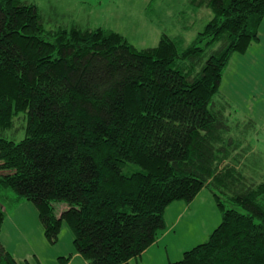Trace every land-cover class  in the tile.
Listing matches in <instances>:
<instances>
[{
	"label": "trees",
	"instance_id": "obj_1",
	"mask_svg": "<svg viewBox=\"0 0 264 264\" xmlns=\"http://www.w3.org/2000/svg\"><path fill=\"white\" fill-rule=\"evenodd\" d=\"M188 2L212 16L187 47L162 34L137 49L109 29L44 30L34 5L0 0V230L31 204L48 244L66 224L88 264H128L171 203L209 189L220 224L167 264H264V177L243 173L212 102L259 41L264 0ZM0 264H21L1 242Z\"/></svg>",
	"mask_w": 264,
	"mask_h": 264
},
{
	"label": "rangeland",
	"instance_id": "obj_2",
	"mask_svg": "<svg viewBox=\"0 0 264 264\" xmlns=\"http://www.w3.org/2000/svg\"><path fill=\"white\" fill-rule=\"evenodd\" d=\"M21 1L37 8L44 30L109 29L137 49L155 46L162 34L175 38L185 48L212 16L206 9L194 13L188 0ZM259 30V41L252 43L243 55L231 56L219 92L212 100L217 110H222L231 127L230 134L238 141L235 154L240 153L243 173L256 183L264 177V19ZM24 205L13 209L4 219L0 235L2 232L6 249L21 264H60V258L71 259L73 236L67 225L63 224L57 242L50 245L43 237L39 221L30 217ZM168 209L172 214L165 216L157 243L144 256L133 258L128 264L179 261L183 252L204 243L221 222V213L209 189L202 190L190 203L175 201ZM9 230H12L10 235Z\"/></svg>",
	"mask_w": 264,
	"mask_h": 264
},
{
	"label": "crops",
	"instance_id": "obj_3",
	"mask_svg": "<svg viewBox=\"0 0 264 264\" xmlns=\"http://www.w3.org/2000/svg\"><path fill=\"white\" fill-rule=\"evenodd\" d=\"M202 193V191L197 195V197L200 195ZM24 205V204H23ZM171 205V204H170ZM25 206V208H26V210L27 211H29V215H30V217H35V214H34V212L32 211V208L30 207V205H28V204H26V205H24ZM183 206V205H182ZM169 208V206L165 209V211H164V213H163V217L165 218V216L167 215V214H172V212L168 209ZM17 213V211L14 213V216H15V214ZM13 221V220H12ZM4 223H5V221L3 222V226H4ZM13 223H14V221H13ZM3 226L1 227V231L2 230H4V228H3ZM10 227V226H9ZM11 228V227H10ZM9 228V229H10ZM17 229V228H16ZM18 230V229H17ZM19 231L20 230H18V233H19ZM11 232H12V230H9L8 231V235H10L11 234ZM1 237H0V240L2 241V245L4 246V248L6 249V247H5V242L6 241H3L2 240V232H1V235H0ZM157 242H155L154 244H156ZM154 244L153 245H151V246H149L144 252H143V254H142V256H144L147 252H148V250L152 247V246H154ZM7 250V249H6ZM7 252L10 254V255H12L11 254V252L9 251V250H7ZM72 254V257H71V259H69V261L67 262V263H65V264H69L70 262H72V261H74L75 260V262H76V264H86L85 263V261L83 260V258H81L79 255H77V254H74V249H73V252H70L69 253V255H71ZM13 256V255H12Z\"/></svg>",
	"mask_w": 264,
	"mask_h": 264
}]
</instances>
